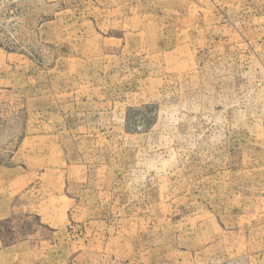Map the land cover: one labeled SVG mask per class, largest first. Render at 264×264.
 I'll list each match as a JSON object with an SVG mask.
<instances>
[{
    "label": "rangeland",
    "instance_id": "374dc122",
    "mask_svg": "<svg viewBox=\"0 0 264 264\" xmlns=\"http://www.w3.org/2000/svg\"><path fill=\"white\" fill-rule=\"evenodd\" d=\"M0 264H264V0H0Z\"/></svg>",
    "mask_w": 264,
    "mask_h": 264
}]
</instances>
